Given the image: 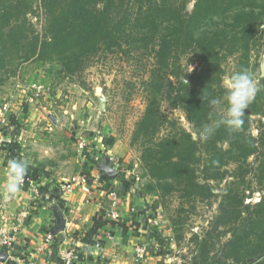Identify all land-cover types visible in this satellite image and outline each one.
Masks as SVG:
<instances>
[{
	"label": "trees",
	"instance_id": "obj_1",
	"mask_svg": "<svg viewBox=\"0 0 264 264\" xmlns=\"http://www.w3.org/2000/svg\"><path fill=\"white\" fill-rule=\"evenodd\" d=\"M34 5L44 16L40 34L27 27ZM263 23L264 0H0V70L22 56L39 66L56 63L65 76H74L103 55L147 51L146 104L132 140L140 143V161L152 182L138 196L153 194L166 203L171 192L179 191L185 198L206 199L216 195L209 182L233 178L221 190L215 221L216 227L230 228L231 236L210 264H264V189L243 219V191L233 173L260 148L258 183L264 186V135L250 134V117L264 119L260 55L251 63ZM185 56L195 65L191 71L181 70ZM229 59L235 62L230 78L235 89L258 79L251 99L241 92L243 100H235L223 86L222 65ZM171 68L175 72L169 73ZM162 101L184 112L192 133L167 118ZM258 123L264 126L260 119ZM200 169L203 183L197 181ZM20 176L25 188L39 179L33 167H23ZM98 217L87 236L99 231L102 245L101 236L114 231L103 233L108 219L101 212ZM240 218L242 223H236ZM60 244L57 239L51 246L54 262Z\"/></svg>",
	"mask_w": 264,
	"mask_h": 264
},
{
	"label": "rangeland",
	"instance_id": "obj_2",
	"mask_svg": "<svg viewBox=\"0 0 264 264\" xmlns=\"http://www.w3.org/2000/svg\"><path fill=\"white\" fill-rule=\"evenodd\" d=\"M192 6L193 2L189 3L188 9H192ZM33 11L27 16V27L40 34L43 32L44 16L35 5ZM258 42L260 46L252 51L251 63L257 55H261L264 46V23L259 28ZM148 56L147 51L142 49L103 55L92 66L74 76H65L56 63L39 66L22 56L0 70V108L4 103L9 105L6 114L8 120L0 121V135L4 140L0 162L7 173L19 170L21 166H31L41 176L37 182L30 184L35 190L31 200L33 204L30 205L32 211L37 210L40 201L44 206L46 201H51L49 198L46 201L38 198L40 188L47 186L46 178L51 179L48 187L56 186L60 195L65 192L59 191L60 184L92 167L89 161H84L85 151L91 156V162L95 157L99 162L109 161L113 170L118 172L116 178H107L108 181L117 182L116 186L105 185L108 196L109 188L116 190L118 195L122 184L127 185L126 197L132 200L152 182L140 161V143L132 140L146 104L143 79L151 63ZM189 58L185 56L181 59V70L194 69L195 65L189 64ZM234 64L232 59L223 63L222 84L233 92L235 100H243L241 92H247L251 99L258 79L248 86L235 89L230 80ZM258 71L260 73V69ZM173 72L175 70L171 68L169 73ZM169 76L176 84L175 77ZM28 84L44 87L38 104L26 103L23 91H26ZM100 98L104 99V111L99 109ZM161 109L168 119H174L180 127L193 132L181 109H172L166 101H162ZM50 116L54 117L55 122ZM259 119L264 124L260 116L250 117V134L254 138L259 133L264 135V126H259ZM165 132L163 130L162 134ZM80 144L85 148H80ZM200 152H203L202 149ZM261 153L259 148V152L248 158L242 169L233 172L237 174L236 183L243 191V219L246 213L255 209L254 205L263 193L264 186L258 183V159ZM196 176L198 182H205L201 169L197 170ZM232 180L228 177L222 182H209L216 195L206 199L185 198L179 191L171 192L165 198L166 203L153 194L143 197L144 205L150 209L149 214H144L146 222L142 224L146 232L137 233L138 239L132 253L124 248V254L130 258L124 255L120 264H205L203 258L207 259V263H213L214 257L220 255L222 245L231 236L230 228L216 227L215 221L221 190ZM60 203L56 201L50 207L57 209ZM146 218L156 221L149 223ZM236 223H242V219ZM67 244L73 248L76 242L73 238L67 240ZM137 249H143L142 259L136 256Z\"/></svg>",
	"mask_w": 264,
	"mask_h": 264
},
{
	"label": "crops",
	"instance_id": "obj_3",
	"mask_svg": "<svg viewBox=\"0 0 264 264\" xmlns=\"http://www.w3.org/2000/svg\"><path fill=\"white\" fill-rule=\"evenodd\" d=\"M263 59L264 46L262 47L259 59L260 64ZM109 152H111V150H109ZM90 157L91 156L85 157L84 161H89V163H91L92 170H89L88 168L82 173L86 174L91 179L96 176L101 177L100 169H98L96 164L93 163L95 162L94 160L91 162ZM23 167L21 166L19 170H10V172L7 173L0 162V168L2 169V171H0V239L3 236H10L14 239V243L10 248H8L10 251L9 264H23L28 259H36L38 257L37 252L39 248H45V251H48L49 247L54 245L57 239H61L62 244L67 240H73L74 238V242H76L78 246L82 247L87 254V259L82 264H120V260L124 259L125 255L123 251L124 248L129 250L131 253L135 250L134 243L138 239L137 233L142 232L145 234L146 232L143 229L142 224L146 222L144 214H146L145 208H148L143 203V197L137 196L136 198L130 200L129 196L126 197L128 189H126V192H123L125 190V186L122 184L120 185L121 191L118 194V206L115 208L119 218L113 221L105 216L108 218L109 224L108 226L102 227L103 233L108 231L107 229L111 228L113 229L114 234L110 237L101 236L103 238L102 245H100L99 231L98 234H94L91 239L87 236V232L93 227L94 218L97 222H99V212L107 215L110 210L111 200L109 199L107 193L108 190L105 186L106 182L101 181L97 187L94 184L93 193L91 195L82 196V193L78 191L73 192L72 189L70 191L63 192L62 194L60 193L59 195V192L55 189L56 186L52 185V187H48L51 179L46 178L47 186L40 188L44 190L41 192L39 191L41 195L38 197L37 194V197H42L44 200L49 198L51 201L45 200L46 206H44V203L40 201L38 203L37 210L32 211L30 209V205L33 204V201L31 200L34 196L35 190L30 187L31 183L26 188L25 186H20L19 184V179L21 178L20 172ZM87 171L89 173H87ZM40 177L41 176L39 175V179ZM107 182L112 186H116L117 184L116 181ZM109 189L111 191V188ZM92 195L93 197H91ZM54 201H57V203L58 201L61 202L63 204L62 208L58 206L57 210L50 207L55 204ZM68 208H71V210ZM57 211L62 214L65 222L62 233L54 236L51 231L56 225L55 213H57ZM146 220L149 223L156 221V219L149 220L148 218H146ZM139 223L141 225H138ZM48 238L51 239L50 243H46V239ZM125 239H127V244L124 243ZM89 241L91 242L89 243ZM130 243L132 245H129ZM2 251L6 252L7 249L0 246V252ZM131 253H129V255ZM56 256L57 254L55 255V259L56 262H58ZM125 257L128 258L129 256L125 255Z\"/></svg>",
	"mask_w": 264,
	"mask_h": 264
},
{
	"label": "built area",
	"instance_id": "obj_4",
	"mask_svg": "<svg viewBox=\"0 0 264 264\" xmlns=\"http://www.w3.org/2000/svg\"><path fill=\"white\" fill-rule=\"evenodd\" d=\"M26 91H23L24 96L27 98V104H38L39 97L44 93V87L40 84H28L26 85ZM9 105L8 103H4L0 108V121L6 122L8 120L6 114L8 112ZM8 115V114H7ZM3 138L0 135V154L3 147ZM80 148H85L82 144H80ZM1 156V155H0ZM96 163H98V157L93 158ZM101 177H93L92 179L82 172H78L75 176L68 179L66 183L59 185V191H70L76 190L84 195H91L93 193V185L96 187L101 183ZM31 183V182H30ZM29 183V184H30ZM20 186L25 185V179H19ZM100 189V188H99ZM64 192V191H63ZM109 199L111 200L110 210L107 213V217L111 220H117L119 218L118 213L115 211V208L118 206L119 196L117 192L111 190L109 193ZM145 213H150V209L145 208ZM106 237H110V235L106 234ZM51 239H46V243H50ZM14 243V239L10 236H3L0 239V246L4 249H7V259L5 262H0V264H9L10 263V251L8 248L12 246ZM136 256L139 259H142L144 256L143 249L136 250ZM38 257L36 259L31 258L25 261L23 264H82L87 259V254L84 249L77 244L75 247H71L70 244H67V241L60 244L57 250V260L58 262H53L51 260L52 256V248L49 247L48 251H45V248L38 249Z\"/></svg>",
	"mask_w": 264,
	"mask_h": 264
},
{
	"label": "water",
	"instance_id": "obj_5",
	"mask_svg": "<svg viewBox=\"0 0 264 264\" xmlns=\"http://www.w3.org/2000/svg\"><path fill=\"white\" fill-rule=\"evenodd\" d=\"M260 77L264 78V59L262 60L261 64H260ZM99 109L101 111L105 110V105H104V99L100 98L99 99ZM50 118L52 119L53 122H55L54 117L50 116ZM193 138H195V135H193ZM96 167L98 169H100V171L106 176V178H115L118 174L117 171L113 170V168L111 167V163L109 161H106L105 163H96ZM56 208V206H55ZM56 215V225L54 226V228L52 229L51 233L52 235L56 236L57 234L62 233L63 229H64V218L62 217V214L60 212L57 211V213H55ZM7 259V253L2 251L0 252V262H5ZM252 261V260H249Z\"/></svg>",
	"mask_w": 264,
	"mask_h": 264
}]
</instances>
